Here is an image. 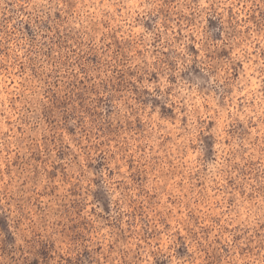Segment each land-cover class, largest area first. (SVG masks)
<instances>
[{
    "label": "clouds",
    "instance_id": "9594fccd",
    "mask_svg": "<svg viewBox=\"0 0 264 264\" xmlns=\"http://www.w3.org/2000/svg\"><path fill=\"white\" fill-rule=\"evenodd\" d=\"M0 264H264V0H0Z\"/></svg>",
    "mask_w": 264,
    "mask_h": 264
}]
</instances>
